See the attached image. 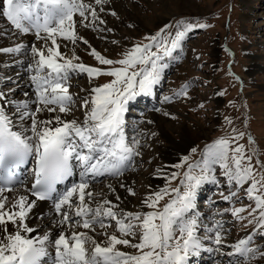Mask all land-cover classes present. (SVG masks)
I'll return each mask as SVG.
<instances>
[{
	"label": "snow or ice",
	"instance_id": "1",
	"mask_svg": "<svg viewBox=\"0 0 264 264\" xmlns=\"http://www.w3.org/2000/svg\"><path fill=\"white\" fill-rule=\"evenodd\" d=\"M107 3L108 0H3L0 16L22 33L34 31L42 45L20 42L0 48V53L30 52L23 63L31 73L29 81L33 87V97L21 100L9 98L14 89L0 88V194L5 187L12 191L10 186L23 185V181L15 179L16 169L29 162L33 165L30 187L25 185L11 201L0 195V264H45L46 257L47 264H190V258L199 256L202 250L214 252L224 247V221L214 219L211 224L202 225L196 204L200 186L206 182L220 186L221 179L229 186L227 195L220 193L222 200L235 201L238 193L244 191L254 206H233L220 210V214L230 212L243 220L247 213L252 217L249 223L255 220L256 225L252 233L228 245L231 251L223 253L229 258L227 264H251L257 256L264 257L260 251L264 245L253 242L257 229L264 236V162L257 159L254 167L253 156L237 143L244 133L235 129L232 138L221 137L206 145L201 160L187 163L190 157L184 156L175 165L177 169L185 166L183 175L178 171L167 174L169 181L179 176L176 187L166 184L146 193L142 204L150 211L121 209L119 195L117 203L103 193L98 194L99 200L94 196L90 185L97 178L122 176L141 156L140 136L146 133L129 139L125 131L129 102L141 94H153L168 67L166 58L173 57L177 49L183 52V42L191 30L209 26L198 19L181 18L175 25L165 24L146 36V42L132 44L115 60L91 48L100 65L109 67L74 62L79 59L74 50L72 57H65L57 37L68 39L74 46L77 41L87 44L75 31L74 16L78 14L81 24L87 21L84 26L98 29L104 23L99 13L105 11ZM111 14L116 15L114 9ZM73 72L86 74L90 79L100 75L113 77L85 90L87 94L80 98L82 120L63 118L72 113L76 99L69 92ZM6 83H12L10 77ZM187 89L186 82L171 95H164L162 101L186 97ZM42 112L49 115L40 119ZM249 142H253L250 134ZM191 151L196 152V148ZM254 154L258 156V152ZM69 180L70 185L65 183ZM59 184H64L63 191H58ZM120 186L135 195L133 188ZM108 188L115 194L111 184ZM165 197L168 199L160 205ZM38 200L52 201L48 215L53 217L49 223L56 227V234L49 228L39 236L25 235L37 231L27 221ZM113 223L117 231L109 233ZM9 224L14 226L12 231ZM74 227L85 231L71 230ZM137 236L135 243L128 238ZM48 244L54 246V256L48 251ZM117 245L137 251L124 252Z\"/></svg>",
	"mask_w": 264,
	"mask_h": 264
},
{
	"label": "rangeland",
	"instance_id": "2",
	"mask_svg": "<svg viewBox=\"0 0 264 264\" xmlns=\"http://www.w3.org/2000/svg\"><path fill=\"white\" fill-rule=\"evenodd\" d=\"M111 9L115 10V16L111 14ZM99 15L104 23L98 29L84 26L87 21L84 24L78 21L79 26L75 31L88 43L77 41L74 46L68 40L71 53L73 50L77 55L79 53L78 56L75 54L79 59L74 62L109 67L100 65L91 54V48L107 58L119 59L132 44L146 42V36L154 34L165 24L175 25L181 18L190 21L198 19L209 26L191 30L183 42V52L177 49L173 57L166 58L168 67L160 83L154 86L152 95L141 94L129 102L125 113V131L129 139L141 132L146 133L140 136L141 156L136 158L134 167L122 176L105 175L97 178L90 185L97 200L101 198L98 195L101 191L104 197L117 203L111 198L108 185L124 177L132 180L126 187L135 191V195H132L122 187L125 196L132 200L127 211H150L142 204L146 193L164 188L166 184L176 187L179 176L169 181L167 174L178 171L183 175L185 166L177 169L175 165L184 156L190 157L187 163L201 160L206 145L221 137L232 138L235 135L233 129L244 133L237 143L244 145L246 154L253 156L254 167L257 159L264 162V0H108L105 11ZM105 28L112 31H104ZM36 44L39 47L42 42L37 40ZM80 54H84L85 60H81ZM64 56L67 55L64 53ZM177 56L179 59L175 58ZM23 65L14 63L10 69L2 68L5 79L0 80V85L3 88L12 86L6 83V78L18 80ZM30 75L27 72L26 79ZM111 79L113 77L109 75L90 79L86 74L73 72L69 80V92L76 99L68 119L82 120L80 98L87 94L85 90ZM186 82V97L162 101L164 95H171ZM156 108L162 110L156 111ZM165 112L170 115H165ZM249 134L253 142H249ZM192 148H196V152H192ZM254 152H258V156ZM216 168L219 176V165ZM228 191L229 186L222 179L220 186L206 182L198 189L197 211L201 213V220L206 222L201 221L202 225H209L214 219L224 221V247L214 252L203 250L205 252L197 259L198 264H227L229 258L223 253L231 251L228 245L252 233L256 226L255 220L249 223L252 217L247 213L243 220L237 219L230 212L220 214V210L233 206H254V201L248 199L244 191L238 193L235 201L222 200L220 193L227 195ZM167 199L165 197L161 200L160 205ZM118 203L122 208L121 202ZM71 230L85 231L80 227ZM116 231L113 223L108 232ZM200 234L205 235L203 228ZM128 238L134 243L138 241V236ZM253 242L257 246L264 245V236L259 229L255 232ZM118 248L132 254L137 251L123 245ZM260 251L264 252V248H260ZM204 254L206 256L202 258ZM251 264H264V257L257 256Z\"/></svg>",
	"mask_w": 264,
	"mask_h": 264
},
{
	"label": "bare ground",
	"instance_id": "3",
	"mask_svg": "<svg viewBox=\"0 0 264 264\" xmlns=\"http://www.w3.org/2000/svg\"><path fill=\"white\" fill-rule=\"evenodd\" d=\"M0 2L3 6V0H0ZM23 2H28V0H23ZM41 15H42V11H41ZM74 19L77 21V23L75 25V29H76L79 26V24H78L79 20H78V17L76 18L75 16H74ZM36 41H37V39L35 37L34 31L29 32L27 34L22 33L20 31H18L17 29H15V27L13 25H11V23L5 17H3V19H2L0 16V48L10 47V46H13L14 44L20 43V42H23L26 45L31 44V43L36 44ZM57 43L60 45L59 50L61 53H63V54L65 53V55H67L66 57H72L73 56V53H71V51H70L71 47H70V44H68L69 43L68 39L57 37ZM75 54L77 55V53H75ZM84 54H82V55L80 54L81 60L86 58V57H83ZM78 55H79V53H78ZM25 59H27V56L23 55V54L0 53V77L3 78L2 68L7 67L8 69H10L11 68L10 66H12L14 64V63H12L13 60L16 61L15 63H22L23 64V61ZM22 68H23V71H22L21 77L18 80L12 79V83H11L12 86H10V87L6 86L3 88L2 85H0V88H3L4 90H7V88L14 89V92L9 97L10 99L21 100V99L33 97V91H32L33 87L31 85L29 79H26L27 78L26 75L28 72L26 64H24ZM25 94H27V96H25ZM48 115L49 114L47 112H42L41 114H39V118L44 119ZM63 118L68 119L69 117L67 115ZM77 178H78V176L76 177V179ZM131 181H132L131 179H126L124 177L123 178L121 177V178H118V181H116V183H111V185L115 188V194L113 192L110 193L111 198H113L116 201V195H119L120 196V202L122 204L121 209H124L126 211H127V209H129L128 207L131 204L132 200L125 196V193L122 190V187L120 185L121 184H124L125 186L130 185ZM30 184H31V182H27L21 186H18L17 188L12 189V191L4 190V192L0 195H3L4 197H6L8 201H11L13 199V197L22 193L23 187L25 185L30 187ZM91 191L93 192V194H96L94 190L91 189ZM100 193H101V191L99 192V194ZM197 194L199 195L198 192H197ZM196 204H198L197 199H196ZM51 210H52V203L51 202L37 201L36 205L33 207L32 211H31V213L28 217V221H27V222H29L30 226H32L34 229H37V231H35L34 233H25V235H27L29 237L39 236V235H42L43 232L48 231L49 228H51L53 233L56 234V231H57L56 227L49 223V221L53 218L52 216L48 215V213ZM42 214H43V216H42ZM201 221H202V223H206L205 221H203V219ZM8 228H9V231H12L14 226L9 224ZM97 231H98V229H97ZM100 240H104V238H101ZM116 247L118 248L119 245H117ZM47 248H48V251L54 256V252H55L54 246L52 244H48ZM203 252H205V251L202 250L201 253L203 254ZM212 254H210L209 256H212ZM203 256H206V255L205 254L202 255V258H203ZM198 257H200V256L191 257L190 258V264H196L197 262H199L197 260ZM47 259H48L47 257L44 258L45 264H47ZM211 260H213V257Z\"/></svg>",
	"mask_w": 264,
	"mask_h": 264
}]
</instances>
